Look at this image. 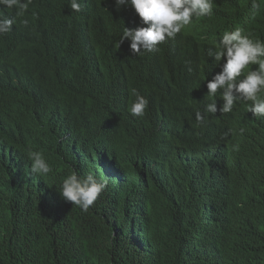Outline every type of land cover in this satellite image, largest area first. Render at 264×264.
<instances>
[{
    "label": "trees",
    "instance_id": "trees-1",
    "mask_svg": "<svg viewBox=\"0 0 264 264\" xmlns=\"http://www.w3.org/2000/svg\"><path fill=\"white\" fill-rule=\"evenodd\" d=\"M104 1L32 0L29 24L0 36V264H264V117L241 182L224 156L190 167L180 79L165 98L148 79L174 71L170 57L117 49L130 14ZM222 2L223 24L264 40V0ZM133 88L144 118L128 111ZM30 150L52 172L32 174ZM72 171L107 181L86 213L58 193Z\"/></svg>",
    "mask_w": 264,
    "mask_h": 264
},
{
    "label": "clouds",
    "instance_id": "clouds-1",
    "mask_svg": "<svg viewBox=\"0 0 264 264\" xmlns=\"http://www.w3.org/2000/svg\"><path fill=\"white\" fill-rule=\"evenodd\" d=\"M31 2L0 0V36L11 32L18 18L24 26L29 24L24 17ZM114 5L117 11L126 8L138 20L137 27H123L117 49L127 39L129 54L154 58L164 51L172 61L182 100L192 115L190 154L183 157L190 167L197 165L200 155L212 165L218 155L237 156L245 140L251 143L252 138L263 134L260 124L251 129L250 122L264 117V40L223 24L222 0H114ZM70 7L79 12L81 3L70 0ZM252 7H259L256 0ZM194 18L205 26L219 23L221 28L199 27ZM131 93L130 115L144 118L149 112L148 96L136 88ZM207 118H211L210 127L203 125ZM155 128L160 129V125L153 130L157 135ZM26 161L34 175L52 172L39 151L30 150ZM106 187L107 181L98 180L92 173L81 176L72 171L62 180L58 193L86 213Z\"/></svg>",
    "mask_w": 264,
    "mask_h": 264
},
{
    "label": "water",
    "instance_id": "water-1",
    "mask_svg": "<svg viewBox=\"0 0 264 264\" xmlns=\"http://www.w3.org/2000/svg\"><path fill=\"white\" fill-rule=\"evenodd\" d=\"M225 3V1H224ZM105 6L108 9L112 8V5L109 0L104 1ZM114 12V9L112 11V14ZM129 12V11H128ZM130 17L126 18V21L130 22L131 27H137L138 26V20L132 16V14L129 12ZM114 19V16L112 17ZM119 48H124L127 52H131L129 48V42H123ZM173 73L175 71L171 70L170 65H163L162 67L159 68V70H151L148 72V79L151 82V84L157 88L158 93L161 95V97L165 98L166 95L163 93V91L160 89H164L169 87L171 85V78ZM187 126H189L187 124ZM173 132V131H172ZM198 150L200 151L202 145L200 141L198 140ZM250 150V142L249 140L244 141V149L237 155V156H232L231 154H226L225 159L229 160L230 167L228 171V176L233 178L234 180L241 182L242 181V169L244 168V163H248V154ZM221 158L222 156H219ZM262 160H264L263 155H261ZM207 163V158L204 155H201L200 157V166L204 165L206 166ZM202 174V173H200ZM203 175V174H202ZM43 177V176H42ZM200 178V175L198 176Z\"/></svg>",
    "mask_w": 264,
    "mask_h": 264
},
{
    "label": "rangeland",
    "instance_id": "rangeland-1",
    "mask_svg": "<svg viewBox=\"0 0 264 264\" xmlns=\"http://www.w3.org/2000/svg\"><path fill=\"white\" fill-rule=\"evenodd\" d=\"M110 1V3L112 4V6L115 8V5H114V0H109ZM116 9V8H115ZM193 21H199L198 23H197V25L200 27V25L202 26V27H206V28H216V29H220L221 28V25H219V23H214V24H207L206 26L204 25V23H200V20L199 19H197V18H194L193 19ZM125 27H131V24H130V22L125 26Z\"/></svg>",
    "mask_w": 264,
    "mask_h": 264
},
{
    "label": "bare ground",
    "instance_id": "bare-ground-1",
    "mask_svg": "<svg viewBox=\"0 0 264 264\" xmlns=\"http://www.w3.org/2000/svg\"><path fill=\"white\" fill-rule=\"evenodd\" d=\"M109 66L112 68V69H115V71L118 69V64L117 62H110L109 63ZM81 77H82V73H81ZM200 128V127H199ZM5 130V129H4Z\"/></svg>",
    "mask_w": 264,
    "mask_h": 264
}]
</instances>
